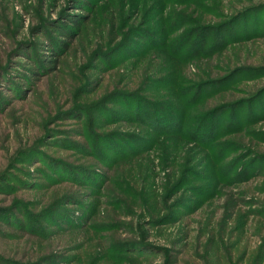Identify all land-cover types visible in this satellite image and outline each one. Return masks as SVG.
<instances>
[{"label":"rangeland","instance_id":"rangeland-1","mask_svg":"<svg viewBox=\"0 0 264 264\" xmlns=\"http://www.w3.org/2000/svg\"><path fill=\"white\" fill-rule=\"evenodd\" d=\"M0 264H264V0H0Z\"/></svg>","mask_w":264,"mask_h":264},{"label":"trees","instance_id":"trees-1","mask_svg":"<svg viewBox=\"0 0 264 264\" xmlns=\"http://www.w3.org/2000/svg\"><path fill=\"white\" fill-rule=\"evenodd\" d=\"M74 20H75V18H74Z\"/></svg>","mask_w":264,"mask_h":264}]
</instances>
